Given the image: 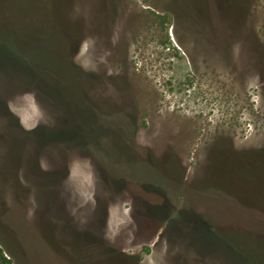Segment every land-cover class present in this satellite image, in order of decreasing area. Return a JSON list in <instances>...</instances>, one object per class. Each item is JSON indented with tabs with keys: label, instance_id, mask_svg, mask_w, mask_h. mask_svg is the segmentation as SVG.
I'll use <instances>...</instances> for the list:
<instances>
[{
	"label": "rangeland",
	"instance_id": "374dc122",
	"mask_svg": "<svg viewBox=\"0 0 264 264\" xmlns=\"http://www.w3.org/2000/svg\"><path fill=\"white\" fill-rule=\"evenodd\" d=\"M91 120L122 169L165 177L126 186L32 141ZM0 248V264H264V0H0Z\"/></svg>",
	"mask_w": 264,
	"mask_h": 264
},
{
	"label": "trees",
	"instance_id": "16d2710c",
	"mask_svg": "<svg viewBox=\"0 0 264 264\" xmlns=\"http://www.w3.org/2000/svg\"><path fill=\"white\" fill-rule=\"evenodd\" d=\"M73 98L76 99V97H73ZM79 101H80V99H79ZM80 104H81V102H80ZM92 119H94V118H92ZM81 120H83V119H81ZM35 134H37V136L40 137V143L44 144V145L46 144L44 142V139H46L48 141H52L51 143H53V144L63 145V147H65L66 145H69V146L79 145V146L87 149L88 152L93 153L95 155L96 159H98L99 166L102 168L103 171L107 170V168H109V167L110 168L112 167L113 169H111V170L128 173V174H130V176H132L130 178V180L135 181L138 184L140 183L144 189L148 188V187H145V185L148 186L151 183V180H150L152 178L150 175V172H152L151 170H155L158 175L164 176L163 175L164 172L162 173V171L154 165H152L153 169H150L149 172H147V173L143 172L145 179H148V180L140 179L136 176L134 177L131 174L133 172L129 173L127 170L122 169V165H124L126 162H124L123 159H121L120 156H118V155L124 153V151H123L124 146L122 145V143L119 140L116 141V139H115L116 136L114 137L113 133L109 132L106 127H103V126L99 127L97 125V123L95 122V124H94V122L92 120H91V122H83L81 129H73V130L67 131V132L63 131V132H60L58 134H51V135H47V136L40 134L39 132H35ZM72 137L76 138L77 140L73 144H66L67 139L72 138ZM83 137L85 138L86 142L81 141V139ZM134 159L136 160V158H134ZM130 161L133 163L132 159H130ZM105 162H107L108 164L105 165ZM136 162H140L139 159H137ZM113 165H116V168H118L117 166H119V169L114 168ZM154 167H155V169H154ZM115 171H113V172H115ZM120 174H122V173H120ZM212 228H213V231L215 233H217L214 230L213 226H212ZM229 245H230L229 247L232 246V248H234L235 250L240 251V249H243L241 245L240 246L236 245V247H234L233 244H231V243ZM0 256L4 257V254H3V251L1 250V248H0Z\"/></svg>",
	"mask_w": 264,
	"mask_h": 264
},
{
	"label": "water",
	"instance_id": "95a60500",
	"mask_svg": "<svg viewBox=\"0 0 264 264\" xmlns=\"http://www.w3.org/2000/svg\"><path fill=\"white\" fill-rule=\"evenodd\" d=\"M68 146L69 145H66L65 147H63V145H58V148H61L62 151L63 150H65V151L69 150L70 151V149H76L77 151H81L82 153L87 154L99 166L98 159H96V157H95V155L93 153L88 152L87 149H85V148H83V147H81L79 145H73V146H69V147ZM132 183H134L133 185H137L138 187L142 186L140 183L138 184L135 181H131V180H130V184H127L126 186H128V185L132 186ZM149 185L153 186L151 183ZM146 189H148V188H146ZM147 205L151 206L152 204L148 203ZM154 205H156V204H154Z\"/></svg>",
	"mask_w": 264,
	"mask_h": 264
},
{
	"label": "flooded vegetation",
	"instance_id": "af4514ba",
	"mask_svg": "<svg viewBox=\"0 0 264 264\" xmlns=\"http://www.w3.org/2000/svg\"><path fill=\"white\" fill-rule=\"evenodd\" d=\"M32 141L34 142V144H38V143H40V137H38L37 136V134H35V132H34V135H32ZM44 142L46 143H50L51 141H48V140H46V139H44ZM164 203V202H163ZM168 203H169V205H166V204H162V205H165L166 206V208H169V207H172L171 206V203H170V201H168ZM183 211V210H182ZM166 212V209H165V211H163L162 210V212L161 213H165ZM160 213V214H161ZM176 214L174 213V216H175ZM179 216H180V212H179V214H178V217L176 218V216L175 217H173V219H175V221L174 222H181L180 221V218H179ZM174 222H172V223H174ZM177 224V223H176ZM176 224H174V226H176ZM173 226V224L172 225H170V227L169 228H173L174 227ZM177 237H179L180 239H183V236L182 235H179V234H175ZM194 240V239H193ZM196 245H197V243H196ZM199 246L197 245V253H200V252H205V251H201L199 248H198ZM208 250V249H207ZM241 250V249H240Z\"/></svg>",
	"mask_w": 264,
	"mask_h": 264
}]
</instances>
